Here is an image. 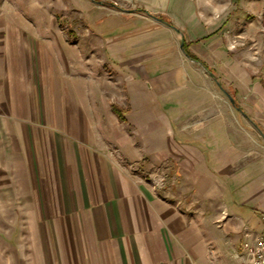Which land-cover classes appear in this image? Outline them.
Instances as JSON below:
<instances>
[{
    "label": "crops",
    "instance_id": "obj_1",
    "mask_svg": "<svg viewBox=\"0 0 264 264\" xmlns=\"http://www.w3.org/2000/svg\"><path fill=\"white\" fill-rule=\"evenodd\" d=\"M115 1L111 7L126 12L129 19L109 29L100 25L99 32L110 39L102 51L103 63L123 75L132 94L143 91L141 84L147 83L146 93L158 111L175 102L182 104L178 114L183 122L189 113L208 112L206 101L212 96L204 93V101H198L202 91H191L189 83L216 77L224 73L225 65L233 71L235 62L229 61L224 32L229 18H211L203 0H124L130 9ZM12 33L7 36V29L0 27V206L9 201V194H29L28 200L19 197V201L35 210L70 211L68 224L81 214L78 224L93 231L88 228L85 240L80 238L83 245L74 253V264H238L236 254L246 236L262 228L261 143L247 152L245 144H233L224 131L216 137L213 121L207 127L210 131L204 130L200 137L179 132L174 144L162 141L164 153L157 159L172 157L177 176L188 173L198 188L206 186L208 230L183 235L187 220L179 205L182 188L173 187L171 200L164 189L154 193L123 176L117 150L135 156L132 140L112 132L116 122L109 126V137L103 138L101 131L108 132L103 117H90L104 113L112 119L108 110L83 106L82 138L54 137L58 126L70 130V109L36 104L38 70L30 59L37 52ZM45 89L50 92L46 96L53 95V84ZM130 112L126 109V120ZM219 222L222 226L215 225Z\"/></svg>",
    "mask_w": 264,
    "mask_h": 264
},
{
    "label": "rangeland",
    "instance_id": "obj_2",
    "mask_svg": "<svg viewBox=\"0 0 264 264\" xmlns=\"http://www.w3.org/2000/svg\"><path fill=\"white\" fill-rule=\"evenodd\" d=\"M110 1L0 0V27L7 29V36L13 31L37 52V57L30 59L38 70L36 104L39 107L52 105L70 109V130H62L58 126L54 128V137L68 136L71 141H78L83 131L80 123L84 121V115L79 113L81 107L105 108L112 119L104 113L90 114L96 120L103 117L102 122L108 127V132L101 131V136L107 139L111 131L109 126L116 122V131L112 132H116L119 138L129 136L138 157H130L119 148L118 170L134 186H148L154 193L164 189L167 199L173 200V187H181L179 205L187 220L182 226L183 235L206 234L209 221L207 206H210L204 191L206 186L198 188L188 173L177 176L173 172L172 157L159 161L157 155L164 153V139L174 144L179 132L191 138L200 137L213 121L216 137L220 138L224 131L233 144H245L247 152L260 142L264 156V0H203L211 18L221 21L229 18L224 32L229 40V61H234L235 67L232 71L225 65L224 73L189 83L191 91H202L198 101H204V93L212 97L206 101L210 106L208 112L189 113L184 122L178 114L182 104L175 102L169 104L166 111H158L153 97L146 93L147 83L141 84L143 91L137 90L132 94L123 75L116 74L111 70L114 67L103 63L102 51L110 39L109 35L99 32L100 25L109 29L111 25L115 27L129 19L126 12L111 7L116 6L115 0ZM116 3L130 9L124 0ZM133 19L139 21L141 18ZM51 84L53 95L46 96L48 90L45 87ZM189 104L191 106L193 102ZM113 106L124 111L130 109L127 120L124 114V120H121L114 113ZM145 108L153 111L152 114L142 112ZM40 116L45 117L44 114ZM58 118L61 120V115ZM171 146L172 153L174 147ZM221 188L219 185L217 192ZM29 196L9 194V201H2L0 264H74L77 261L74 253L83 245L80 240H85V235L93 231L92 227L78 224L77 217L82 218L81 214L74 215V224L72 220L68 224L70 211L35 210L23 200L19 201L20 198L28 200ZM194 224L197 226L195 229ZM221 224L215 223L217 226Z\"/></svg>",
    "mask_w": 264,
    "mask_h": 264
},
{
    "label": "built area",
    "instance_id": "obj_3",
    "mask_svg": "<svg viewBox=\"0 0 264 264\" xmlns=\"http://www.w3.org/2000/svg\"><path fill=\"white\" fill-rule=\"evenodd\" d=\"M262 228L256 233H249L236 254L238 264H264V213Z\"/></svg>",
    "mask_w": 264,
    "mask_h": 264
},
{
    "label": "trees",
    "instance_id": "obj_4",
    "mask_svg": "<svg viewBox=\"0 0 264 264\" xmlns=\"http://www.w3.org/2000/svg\"><path fill=\"white\" fill-rule=\"evenodd\" d=\"M112 109H113L114 113H116L120 117L121 120H124L123 114L125 111L123 109L118 108L117 106H113Z\"/></svg>",
    "mask_w": 264,
    "mask_h": 264
},
{
    "label": "water",
    "instance_id": "obj_5",
    "mask_svg": "<svg viewBox=\"0 0 264 264\" xmlns=\"http://www.w3.org/2000/svg\"><path fill=\"white\" fill-rule=\"evenodd\" d=\"M229 97H230L231 101L234 102L233 98L231 96H229Z\"/></svg>",
    "mask_w": 264,
    "mask_h": 264
}]
</instances>
